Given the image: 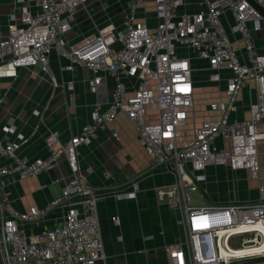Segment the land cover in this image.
I'll return each instance as SVG.
<instances>
[{
  "label": "built area",
  "instance_id": "2783aa9c",
  "mask_svg": "<svg viewBox=\"0 0 264 264\" xmlns=\"http://www.w3.org/2000/svg\"><path fill=\"white\" fill-rule=\"evenodd\" d=\"M87 0H14L18 20L11 18L0 39V78L19 68L51 77V53L67 61L64 69L84 67L88 90L97 102L90 122L65 142L50 132L48 154L31 161L17 156L19 141L0 138V264H98L103 261L96 203L104 192L87 186L76 163V150L88 145L118 115L132 123L135 138L148 156L149 168L163 167L175 182L157 195L180 214L183 237L164 246L165 264H264V186L250 202L205 203L201 172L219 165L247 170L259 181L257 143L264 139V52L252 33L261 18L244 0H127L119 25L107 24L72 46L64 34L70 18ZM100 1V0H95ZM264 11V0H252ZM205 64L210 83L228 72L224 100L206 108L214 118L181 131L192 109V62ZM112 80L109 95L105 80ZM254 87L247 118H232L237 95ZM154 114L145 119V113ZM4 133H12L10 127ZM111 135L116 137V133ZM63 157L69 181L42 207L15 210L3 195L5 183L32 178ZM194 200L199 203L195 204ZM61 210L58 223L26 234L24 224ZM117 223V218L110 219Z\"/></svg>",
  "mask_w": 264,
  "mask_h": 264
},
{
  "label": "crops",
  "instance_id": "0c3cea01",
  "mask_svg": "<svg viewBox=\"0 0 264 264\" xmlns=\"http://www.w3.org/2000/svg\"><path fill=\"white\" fill-rule=\"evenodd\" d=\"M19 9L20 5L14 0H0V39L6 36L8 21L11 18L18 20ZM127 11V0H87L69 20L70 28L63 36L67 47L94 33L95 29L107 24L119 25ZM148 13L147 16H151ZM252 40L257 52L263 53V20L261 29L252 33ZM48 65L51 77L43 76L38 68L33 70L37 74L19 68L14 76L0 78V138L13 141L19 136L17 156L28 161L48 154L45 141L50 132H55L59 141L65 142L88 124L90 111L97 102L95 94L86 86V81L91 78L86 68L64 69L67 61L55 53L49 55ZM228 76L224 71L223 80L215 84L208 82L217 88L215 96H208V104L224 100L222 92ZM112 85V80L107 78V95ZM253 97L252 85L240 90L231 117L247 118ZM207 112L201 113L195 127L214 118L213 113ZM150 114L145 113L144 118L149 119ZM7 127L13 132L4 133L3 128ZM112 132L116 137L111 135ZM256 151L259 181L247 170H230L219 165L203 169L201 175L208 203L257 199V185L264 186V168L260 171V166L264 167V139L257 143ZM8 162L0 157V165ZM76 163L84 183L104 192L95 205L104 257L98 264H165L164 246L178 242L183 237V230L179 212L169 206L168 198L160 197L156 192L171 186L175 177L163 167L149 168L148 156L136 141L132 123L118 115L105 130L96 131L88 145L77 148ZM68 181L69 172L61 156L49 170L32 178L5 183L3 195L19 212L32 206L42 208L59 195L61 187ZM60 217L61 210L55 208L41 220L24 224L22 229L26 234H34L42 228L52 227ZM112 217L117 218V223L110 220Z\"/></svg>",
  "mask_w": 264,
  "mask_h": 264
},
{
  "label": "rangeland",
  "instance_id": "374dc122",
  "mask_svg": "<svg viewBox=\"0 0 264 264\" xmlns=\"http://www.w3.org/2000/svg\"><path fill=\"white\" fill-rule=\"evenodd\" d=\"M147 6L150 5L151 0H147ZM150 6L147 8V12H150ZM205 66L200 61L192 62L191 65V79L192 82L195 84L193 88V96H192V109H189L187 111V120L185 121L183 127L180 128V130L183 132H186L187 138L190 137L192 129L195 127V124L198 121V117L201 116V113H208V109H206V105L208 104V96L217 94V88L214 85H209L208 81L206 80V72L203 71ZM151 113L152 116L154 114L153 110H148L146 113ZM257 160V166L259 171V164ZM263 166H260V171L263 169ZM205 200V197H204ZM195 202V201H194ZM205 203H208V200L206 199L204 201ZM199 203L198 201L195 202V204Z\"/></svg>",
  "mask_w": 264,
  "mask_h": 264
},
{
  "label": "water",
  "instance_id": "95a60500",
  "mask_svg": "<svg viewBox=\"0 0 264 264\" xmlns=\"http://www.w3.org/2000/svg\"><path fill=\"white\" fill-rule=\"evenodd\" d=\"M244 1H246L250 5V7L259 15L261 20L264 21V11L262 9H260L252 0H244Z\"/></svg>",
  "mask_w": 264,
  "mask_h": 264
}]
</instances>
